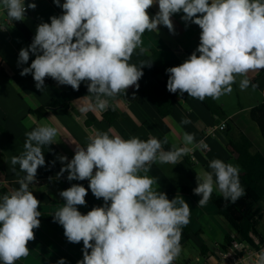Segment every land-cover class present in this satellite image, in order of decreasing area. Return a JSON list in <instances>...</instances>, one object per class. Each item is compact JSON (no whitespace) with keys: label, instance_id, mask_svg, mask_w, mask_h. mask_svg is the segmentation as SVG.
Returning <instances> with one entry per match:
<instances>
[{"label":"clouds","instance_id":"9594fccd","mask_svg":"<svg viewBox=\"0 0 264 264\" xmlns=\"http://www.w3.org/2000/svg\"><path fill=\"white\" fill-rule=\"evenodd\" d=\"M63 14L50 17V23L37 26L32 43L21 48L18 66L21 76L31 74L35 87H46L51 77L58 85L79 90L86 82L94 104L82 107L106 110L109 98L130 86L139 89L143 68L130 64L134 51L141 52L142 36L158 32L159 25L175 34L171 17L183 13L181 20L202 30L200 43L180 65L166 69L167 90L185 93L203 101L219 99L232 92L236 76L244 77L240 89L249 87L248 73L264 70V0H53ZM158 4L159 11L150 16L148 9ZM9 19L23 21L28 9L25 0H0ZM4 31V29H0ZM199 53V55H197ZM252 87L256 85L252 84ZM134 96V94H133ZM135 97V96H134ZM182 124L191 123L187 118ZM55 127L41 125L26 133L25 151L11 158L26 175L19 188L0 196V261L15 264L30 253L26 246L35 239L39 228L40 201L29 190L39 167L45 165L42 146L53 144ZM194 134H183L184 147L165 150L163 141L149 136L124 139L108 132H96L86 147H75L74 157L58 159L64 166L57 177L68 173V181L87 179L92 194L103 198V206L82 214L77 206H85L88 194L81 184H72L59 195L65 203L52 215L64 228L71 243L83 242V259L77 264H173L181 252L182 227L189 223L190 206L182 196L168 199L166 193L153 188L156 179L147 175L155 162L177 164L191 151ZM203 144V141H200ZM66 162V163H65ZM210 172L196 176L193 192L201 196L198 206H206L214 191V183L225 200L235 203L246 194L241 187L238 167L214 159ZM95 170V171H94ZM15 171V167L13 168ZM144 173V175H141ZM215 177V181H214ZM51 179V178H50ZM89 250H91L89 252ZM57 264H66L60 258ZM258 264H264V251L258 253Z\"/></svg>","mask_w":264,"mask_h":264},{"label":"crops","instance_id":"0c3cea01","mask_svg":"<svg viewBox=\"0 0 264 264\" xmlns=\"http://www.w3.org/2000/svg\"><path fill=\"white\" fill-rule=\"evenodd\" d=\"M65 0H60L63 4ZM35 3L37 6L28 9L23 21L9 19L6 10L0 6V123L6 130L0 132V181L8 194L19 188L18 181L26 174L19 169V165L13 166L11 158L19 156L25 151L26 133L41 125L55 127L57 136L53 144L42 146L45 165L37 170L35 180H42L40 186L29 185V190L40 201L38 211L44 214H54L57 208L65 203L59 195L62 190L71 187L72 184H81L90 192L89 181H68L65 172L57 177V173L64 166L58 159L66 156L70 161L75 154V147H86L89 138L96 132H108L110 136L119 135L124 139L138 137L147 140L149 136L163 141L167 136L168 143L164 144L165 150L184 147L183 134H194V143L189 145L194 152L191 157L188 152L183 155L177 164L159 163L151 164L147 175L156 179L153 185L155 190L166 192L168 199L182 196L190 206V218L188 225L197 233L188 240L183 234L180 241L181 252L173 261V264H201L208 260L211 264L216 262V254L220 251L219 245L223 243L226 235L234 236L232 230L219 215L218 209L210 198L206 206H198L201 196L181 195L177 193L179 187H197L196 176H203L205 172L212 171L209 163L214 159H220L240 167L227 150L230 139L236 140L237 133L215 130L222 122L232 119L248 138L253 142L256 150L264 155V138L258 125L251 118L252 109L264 101V70L248 73L251 83L248 88L241 90L240 81L244 78L237 75L232 84V92L214 99L220 104L224 116L219 119L214 116L199 100L177 95L174 99V108L170 116H161L154 102L149 96H137L135 86H130L126 91L117 95V99L111 104L113 109L120 115V119L113 123L104 120L106 110L92 108L82 112V107L94 104L90 97L74 98L69 108L49 109L43 117L31 114V111L45 107L51 100L59 97L62 93L73 90L71 86L58 85L51 77L45 78V88L41 91L35 87V81L31 74L21 76L23 67L30 66L34 55L30 54L27 64L18 66V54L21 48L32 43L37 26L42 22L50 23V17L63 14L61 7L53 3V0H25V5ZM148 13L154 16L158 11V4L149 8ZM182 12L174 14L171 19L175 34L170 33L168 28L159 25L158 32L146 31L142 36L141 52L137 48L131 56L130 64L137 67L143 62L150 64L152 50H158L168 61L179 60L182 63L195 51L200 43L201 29L198 25L189 23L186 27L181 20ZM199 55V53H197ZM149 67L143 68L142 71ZM167 74H160L161 81H165ZM154 80L153 76L146 72L138 83ZM86 84V82H81ZM80 84V85H81ZM254 84L256 87H252ZM191 121L182 124V119ZM203 141V144H200ZM208 147L209 150H206ZM66 163V162H65ZM15 167V171L13 168ZM144 175V173H141ZM51 178V179H50ZM241 187L245 184L239 176ZM215 181V177H214ZM264 188V181L262 182ZM212 194L223 196L214 183ZM262 210L261 217L255 224L253 238L257 244L264 239V199L260 201ZM82 213L88 212L87 206H77ZM35 239L26 245L30 251L27 257L16 261L15 264H57L60 258H65L66 264H77L83 259V242L71 243L64 235L62 225L43 222L39 228L34 229ZM194 244L192 250L190 245ZM206 246L210 251L207 256L201 257L200 251ZM248 245L236 242L232 253L238 254L245 250ZM194 250V251H193ZM91 250H89L90 252ZM0 264H3L0 261Z\"/></svg>","mask_w":264,"mask_h":264},{"label":"trees","instance_id":"16d2710c","mask_svg":"<svg viewBox=\"0 0 264 264\" xmlns=\"http://www.w3.org/2000/svg\"><path fill=\"white\" fill-rule=\"evenodd\" d=\"M151 66L144 70L143 73L149 72L154 80L139 83V89H136L137 95L131 97V99L137 98V96H149L154 105L158 109L161 116H170L174 108V99L179 93H170L167 90L168 74L166 69L180 65L182 62L179 60L168 61L161 52L158 50H152L150 55ZM165 72L167 78L165 81H161L160 74ZM88 89L86 84H81L79 90H72L69 93H62L59 97L51 100L45 107H41L37 110L31 111V114L43 117L49 109L55 108H69L70 102L74 98H81L87 96ZM183 96L192 98L185 93ZM92 98V97H90ZM93 99V98H92ZM117 99L115 97L109 98V107L103 115V118L108 123H113L120 119V115L111 106L112 102ZM196 99V98H192ZM199 100V99H196ZM200 101V100H199ZM214 116L222 119L224 116L223 108L213 98L206 97L203 101H200ZM252 120L258 125L262 136L264 138V101L257 104L251 111ZM227 134L231 132L237 133V139H230L227 150L232 158L237 162L240 167L239 176L245 184L246 194L240 197L235 203L230 200H225L223 196L212 194L211 199L219 215L225 220L234 236L226 235L224 241L219 245V250L232 254V248L236 242L240 244L248 245L254 249H259L264 245V239L261 244H257L253 238L255 231V224L262 215V210L259 207L260 201L264 199V188L262 182L264 181V155L255 149L253 142L248 136L237 127L232 119L226 121ZM0 132L6 133V130L0 123ZM195 187H179L177 193L181 195H196L193 192ZM157 191H165L159 189ZM8 194L4 188L0 189V196ZM86 206L88 211L93 207L103 206V198L97 199L92 192H88L85 197ZM53 214L41 213L38 217L40 224L43 222H50L60 225L54 222ZM182 234L189 240L191 236H197V233L191 229L187 224L182 227ZM210 251L206 246H203L200 251V256H207Z\"/></svg>","mask_w":264,"mask_h":264},{"label":"built area","instance_id":"2783aa9c","mask_svg":"<svg viewBox=\"0 0 264 264\" xmlns=\"http://www.w3.org/2000/svg\"><path fill=\"white\" fill-rule=\"evenodd\" d=\"M227 128L226 122H222L216 129H212L210 133H213L215 130L218 131H225ZM206 150H209L208 147H205ZM191 157H193L194 152H189ZM95 171V170H94ZM44 183L42 180H35L33 185L40 186ZM2 183L0 181V189L2 188ZM264 251V245L261 246L259 249H254L248 246L245 250L241 253L234 254V253H227L223 251H219L216 254V262L214 264H258V253ZM201 264H211L208 260Z\"/></svg>","mask_w":264,"mask_h":264},{"label":"rangeland","instance_id":"374dc122","mask_svg":"<svg viewBox=\"0 0 264 264\" xmlns=\"http://www.w3.org/2000/svg\"><path fill=\"white\" fill-rule=\"evenodd\" d=\"M194 246H195L194 244L190 245V248L189 249L192 250Z\"/></svg>","mask_w":264,"mask_h":264}]
</instances>
